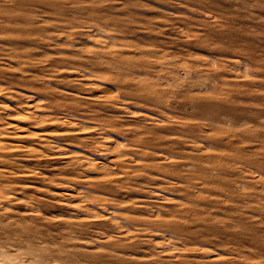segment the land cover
<instances>
[{
	"label": "rangeland",
	"instance_id": "rangeland-1",
	"mask_svg": "<svg viewBox=\"0 0 264 264\" xmlns=\"http://www.w3.org/2000/svg\"><path fill=\"white\" fill-rule=\"evenodd\" d=\"M0 264H264V0H0Z\"/></svg>",
	"mask_w": 264,
	"mask_h": 264
}]
</instances>
